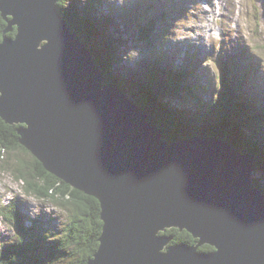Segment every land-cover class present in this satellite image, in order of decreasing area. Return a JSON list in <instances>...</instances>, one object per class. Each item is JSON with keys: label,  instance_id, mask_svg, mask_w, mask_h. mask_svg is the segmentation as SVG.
Returning a JSON list of instances; mask_svg holds the SVG:
<instances>
[{"label": "water", "instance_id": "95a60500", "mask_svg": "<svg viewBox=\"0 0 264 264\" xmlns=\"http://www.w3.org/2000/svg\"><path fill=\"white\" fill-rule=\"evenodd\" d=\"M58 2L0 0V116L23 124L21 144L47 171L100 203L88 264H264L255 157L216 137L169 142L105 82ZM175 229L197 243H171Z\"/></svg>", "mask_w": 264, "mask_h": 264}, {"label": "trees", "instance_id": "16d2710c", "mask_svg": "<svg viewBox=\"0 0 264 264\" xmlns=\"http://www.w3.org/2000/svg\"><path fill=\"white\" fill-rule=\"evenodd\" d=\"M92 1L95 4L96 0ZM144 2H157V0L142 1L139 5H142ZM58 3L59 10L67 20L72 31L77 33L88 46H93L91 52L94 60L100 65L104 73L105 82L121 88L123 92L136 95L139 100H133L144 109L148 115V122L156 125L169 142L184 137H216L228 142L243 154H250L255 157L257 164L256 172L262 171L264 173V139L254 131L256 126H258V121H256L258 116H247V109L238 100V96L234 92L236 88L231 84L233 68L229 67V70L225 69L223 75H221L217 91L214 87H209L212 92L210 109L215 107L212 112L205 117H191L188 113H184V111L180 112L175 107L168 106L163 102L165 88L172 95L178 94V85H176L175 79H172V82L163 84L158 81L153 82V77H150L148 80L152 82L149 81L146 84L137 83L135 87H130L120 75H116L112 67L116 61V49L118 50L119 47L117 45L112 47V44H114V38L119 42L121 39L117 37V34H114L113 39H110V36H106L105 29L107 27H104L107 25L106 19L102 22L103 25H95L93 16L89 15V8L84 14L85 17H83L82 14L81 16L79 15L75 7L71 5L68 7L63 6V0L62 4L61 0ZM142 20L143 18L137 21L135 31H139V38H151L158 29V24L156 28L151 24L152 22L144 26L140 23ZM165 23L160 22L159 26H166ZM7 26V22H5L0 14V40ZM135 31H133L134 35ZM16 32L17 27L15 26L13 30L7 33V36H15ZM100 36H104L100 38L103 39L104 46L99 45L101 44L98 39ZM138 40L135 39L136 42ZM147 41L149 42V40ZM104 53L107 54L106 57ZM124 55L129 56L128 53L123 52L120 54V61L123 60ZM187 55L191 54L187 53ZM162 65L159 63L158 67L161 68ZM181 68L184 70V67ZM190 72V68H188L187 73L190 74ZM241 79L236 80V83ZM22 126L23 124H9L0 116V163H4L2 165L8 168L11 162L9 155L16 156L15 166L11 171L16 174L18 179L24 180L25 189L28 192H33L39 198L51 199L69 211L63 230L59 231L62 234L61 237L58 238V235L50 232L53 242L48 247V250H45V253H47L45 254L46 258L43 259L46 261L44 264H53L58 256L65 258L63 259L65 264H88V260L94 256L97 248H99V237L103 228L100 203L94 197L87 195L81 190L72 188V186L47 171L35 159L32 153L21 144V136L18 129ZM19 152L25 154V158L19 157ZM5 154L8 155L6 156ZM254 180L256 186L261 188L264 193V177L259 178L254 176ZM17 205H14L10 214H6L3 217L7 218L8 222L12 225V221L16 220L18 233L24 238V223L19 206ZM169 232L167 230V233ZM173 233H176V236L172 243L187 242L188 240L193 242L192 236L187 231L180 232L178 229H175L174 232H170V234ZM20 249L28 248L20 241L11 249L6 246L0 249V264H33L35 262V264H41L42 260L37 262L36 254H32V250L29 252L33 256V259L23 256L25 262L19 261L17 253ZM200 250L210 251L214 249L205 244L200 247Z\"/></svg>", "mask_w": 264, "mask_h": 264}, {"label": "rangeland", "instance_id": "374dc122", "mask_svg": "<svg viewBox=\"0 0 264 264\" xmlns=\"http://www.w3.org/2000/svg\"><path fill=\"white\" fill-rule=\"evenodd\" d=\"M140 3V0H112V2L111 0H96L95 4H93L92 0H63V6L68 7L71 5L75 7L79 15L81 16L82 14L83 17H85L84 14L89 8V15L93 16L95 25H103L102 21L105 19L106 24L109 26L113 24L114 20L116 21L117 28H119L118 33L113 29L114 26L105 29L107 33L106 36H110V39H113L114 34H117V37L121 39L119 42L114 38L115 43L112 44V47H115V45L119 47L118 50L116 49V61L112 68L116 75H120L130 87H135L137 83L146 84L150 81L147 78L144 65L145 61L152 55V49L145 46H143L141 50L137 48V46L140 47L142 42H136V46L135 42H130V39L127 40L129 32L125 28L122 29V22L117 19H109L108 17H118V15L126 16L121 12L122 9L129 11L128 8H126L127 6L138 5ZM143 5L146 6V3L144 2ZM169 8L170 4L167 3L166 9L168 10V17L165 23L166 28L170 27L168 23L171 25L173 24L174 18L169 15ZM175 22H179L180 25H178L177 28L173 27V30H175L173 35L174 40L181 41L186 38L199 40L203 43H207L209 49L214 52L220 48V43L224 38L231 36L236 39L235 41H238L237 38L239 39L242 35L243 39H239L240 45L245 46L253 54V58L260 61L261 67L258 71L255 69V73H251L248 78L244 77L247 80L241 83L240 89L246 97L251 96V98L257 99L258 105L260 108H263L264 111V0H200L196 7L192 9V14L189 18H186L185 21L176 20ZM192 28L195 32L199 33L198 35H203V37L198 38L197 34L191 31ZM103 37L104 36H100L98 38L101 43L99 45L102 46H104L105 43L103 39L100 38ZM164 45V48L171 51L176 57L182 56L180 55L182 52H187L191 55L193 53V51H189L190 49L186 48L180 50L174 47L172 51L165 42ZM126 48L128 51H123ZM123 52L128 53L129 56L127 57L124 55L123 60L120 61V56L118 54H122ZM104 56L106 57L107 54L104 53ZM209 58L210 56H201L202 65L204 67H209L211 75H216V79L214 76L213 79L214 86L215 88L217 87L218 90V76L220 72H224L225 69L219 66L216 54L213 60L208 61ZM152 61L154 63L156 62L155 57H152ZM163 62L164 60L162 59L160 64H163ZM185 63L186 61L182 59V64ZM243 72L244 71H240L239 73L242 74ZM169 73L172 74V72H167L165 75ZM173 76L182 78L184 73H173ZM134 83L136 84L134 85ZM124 93L129 95L132 100H139V98L132 93ZM165 93H167V91H165ZM163 102L168 106L175 107L180 112L184 111V113H188L191 117L194 116V111L198 108L197 103L188 99L185 93L178 94L177 96H172L167 93L164 95ZM248 116L251 117L252 113H249ZM263 124L264 123H262V126ZM5 155L7 156L8 154ZM9 157L11 162L8 168L2 165L4 163H0V249L4 246L11 249L21 241L28 249H20L17 253V259L23 262H25L23 256L33 259V256L29 252L32 250V254H36V261L39 262L42 260L41 264H44L46 262L43 260L46 258L45 250L47 251L48 247H50L53 242V237H51L50 232H54V235H58V238L61 237L62 234H60L59 231L63 230L69 211L64 206L51 199H42L34 195L33 192H28L25 189L24 180L18 179L16 174L11 171L15 166L16 156L9 155ZM19 157L25 158V154L19 152ZM254 175L259 178L264 177L262 171L256 172L255 170ZM12 203L18 204L17 206L19 207L21 206V210L24 214V222H26V226L24 227V238L18 233L16 220L12 221L13 226L1 217L2 207H10ZM6 214L7 213H3V215ZM26 228H29V231H26ZM192 238L193 242L188 240L186 243L190 245L196 244L195 237L192 236ZM63 259L65 258L58 256L53 264H65Z\"/></svg>", "mask_w": 264, "mask_h": 264}, {"label": "bare ground", "instance_id": "6f19581e", "mask_svg": "<svg viewBox=\"0 0 264 264\" xmlns=\"http://www.w3.org/2000/svg\"><path fill=\"white\" fill-rule=\"evenodd\" d=\"M179 1V0H178ZM212 1H215V0H212ZM111 2H112V0H111ZM180 2V1H179ZM180 6L181 7H179L178 8V10H182L183 9V6H182V4L180 3ZM192 9H193V5H190V12L192 11ZM1 14V13H0ZM10 17V16H9ZM8 17V19L9 20H11L12 18H9ZM141 17L142 18H144L143 17V14H142V12H141ZM174 18H173V23L176 21V18H175V16H173ZM185 18H189V16L188 15H185ZM5 20V19H4ZM5 22H7L8 23V21L7 20H5ZM116 21L114 20L113 21V24H111L110 25V27L111 26H114L113 27V29L114 30H116L115 32L117 33V31H118V29L119 28H117V23H115ZM168 25L169 26H171V24H169L168 23ZM104 27H107V25H105ZM200 28V27H199ZM235 33H236V31H235ZM234 33V34H235ZM240 34V33H239ZM241 35V34H240ZM203 37V36H202ZM236 37H237V33H236ZM239 39H243V37H242V35L239 37ZM127 40H129L128 38H127ZM199 41V40H198ZM200 43H202L201 41H199ZM86 44V43H85ZM84 45V44H83ZM202 45H203V47H205V48H207V43H202ZM86 47H88L90 50L91 49H93V46H88L87 44L85 45ZM178 48L180 49V50H182V49H184V48H186V49H190L189 51H194V49L191 47V45L189 44V43H187V44H182V45H180V46H178ZM182 52V51H181ZM182 54H187V52L186 53H184V52H182ZM153 57H155V63L154 64H156L157 66H159V63H161V60L162 59H158V57H156V55H154ZM179 58H181V60L183 59L184 61H186L183 57H179ZM164 60V59H163ZM168 61H169V59H167ZM177 61V60H176ZM181 63H182V61H181ZM180 66H181V64H179ZM182 65H184V64H182ZM157 68V67H156ZM224 69H226V70H229L230 68L229 67H223ZM158 69V73H161V72H163V70H162V67L160 68V67H158L157 68ZM250 72L251 73H253L251 70H250ZM242 78V80H244V81H246L247 79H245L244 77H241ZM234 82V81H233ZM232 84V83H231ZM236 84V83H235ZM233 86V85H232ZM255 181V180H254ZM73 188V187H72ZM92 197V196H91ZM31 228V227H30ZM29 229V228H28ZM29 231V230H28ZM180 231V230H179ZM181 232V231H180ZM29 233V232H28ZM174 238H175V236H174ZM186 243V241H181V242H175L176 244H183V243ZM172 243V242H171ZM209 247L211 246V247H213L212 245H210V244H207ZM214 248V247H213ZM97 251H98V249H97ZM96 251V252H97ZM210 251H212V250H210ZM96 252H95V254H96ZM206 252H209V251H206ZM47 253V252H46ZM95 254H94V256L91 258V259H94L95 258ZM91 259L89 260V261H91Z\"/></svg>", "mask_w": 264, "mask_h": 264}, {"label": "flooded vegetation", "instance_id": "af4514ba", "mask_svg": "<svg viewBox=\"0 0 264 264\" xmlns=\"http://www.w3.org/2000/svg\"><path fill=\"white\" fill-rule=\"evenodd\" d=\"M181 232H183V231H181Z\"/></svg>", "mask_w": 264, "mask_h": 264}]
</instances>
